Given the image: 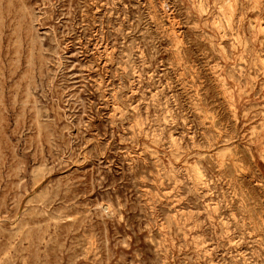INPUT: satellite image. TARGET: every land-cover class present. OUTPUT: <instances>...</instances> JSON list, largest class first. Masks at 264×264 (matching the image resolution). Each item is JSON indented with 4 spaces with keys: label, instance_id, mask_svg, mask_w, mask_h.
<instances>
[{
    "label": "rangeland",
    "instance_id": "rangeland-1",
    "mask_svg": "<svg viewBox=\"0 0 264 264\" xmlns=\"http://www.w3.org/2000/svg\"><path fill=\"white\" fill-rule=\"evenodd\" d=\"M0 264H264V0H0Z\"/></svg>",
    "mask_w": 264,
    "mask_h": 264
},
{
    "label": "bare ground",
    "instance_id": "bare-ground-1",
    "mask_svg": "<svg viewBox=\"0 0 264 264\" xmlns=\"http://www.w3.org/2000/svg\"><path fill=\"white\" fill-rule=\"evenodd\" d=\"M197 178V177H196Z\"/></svg>",
    "mask_w": 264,
    "mask_h": 264
}]
</instances>
